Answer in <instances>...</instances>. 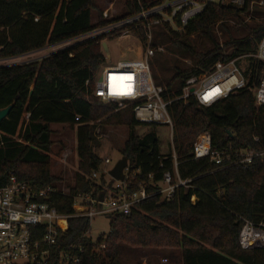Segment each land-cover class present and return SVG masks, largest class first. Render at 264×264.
Listing matches in <instances>:
<instances>
[{"label":"trees","instance_id":"1","mask_svg":"<svg viewBox=\"0 0 264 264\" xmlns=\"http://www.w3.org/2000/svg\"><path fill=\"white\" fill-rule=\"evenodd\" d=\"M250 1L242 8L210 3L184 31H175L167 23L154 27L150 65L166 99L180 95L188 78L210 71L225 49H233L232 57L257 50L264 37V13H259L264 8L256 5L254 19L246 22ZM124 7L121 16L140 10L138 0H124ZM103 11L96 0H0V61L84 35L106 22ZM131 31L146 48L145 31L134 26ZM160 47L163 51H158ZM106 62L101 39L95 38L75 41L39 60L0 66V109L13 105L0 123V186L11 174L39 187L65 184L63 173L52 172L56 144L52 126L56 124L77 134L75 184L67 185L71 195L99 194L113 183L105 175L87 179L104 162L99 150L112 128L128 130L121 152L129 160L131 189L145 184L154 192L152 184L173 172L171 153L161 154L156 133H138L141 125L154 129L158 125L140 124L131 106L115 110L114 104L102 105L93 95L98 72ZM249 63L250 86L258 85L264 63ZM168 110L174 123L179 175L191 179L190 186L178 188L172 201L160 202L155 194L133 206L129 215L113 213L109 232L97 240L86 236L89 219L73 215L71 195H54L51 202L69 219L68 229L52 248L49 264H58L60 255L73 244L84 248L81 264H129L123 257L126 247L177 250L179 255L172 256L177 264H264V247L243 249L239 243L246 220L264 224V157L250 166L222 168L190 154L196 137L205 131L214 149L264 152V107H257L252 92L246 90L211 106L176 100Z\"/></svg>","mask_w":264,"mask_h":264},{"label":"built area","instance_id":"2","mask_svg":"<svg viewBox=\"0 0 264 264\" xmlns=\"http://www.w3.org/2000/svg\"><path fill=\"white\" fill-rule=\"evenodd\" d=\"M138 0L139 12L133 16H121L114 8V3L103 11L106 21L90 32L69 41L51 46H68L75 41L84 39H101L103 41L132 36L139 41V51L136 57L124 55L116 63L103 64L98 72L93 95L102 103L114 104L115 110L131 106L136 120L140 124L169 127L172 134L171 157L174 162L173 172H166L163 179L153 183L154 192H150L145 184L138 189H131V181L127 174L124 181L114 180L108 171L110 159L104 162L98 170H94L87 179H98L105 175L113 183L99 194L79 193L71 195V187L63 185L39 187L20 181L11 174L7 183L0 186V264H49L52 248L57 243L61 232L68 229L69 217L59 213L51 202L54 195H68L73 199L75 217H86L90 221L99 215H112L119 212L129 215L132 207L147 200L153 195H159L160 202L172 201L180 187L188 188L191 179H182L178 171V159L173 142L174 123L168 106L176 101L196 100L203 106H211L227 97L242 91L252 92L257 107H264V67L261 70L258 85L250 86L251 70H248L251 60L264 63V37L257 45V50L242 53L232 57L233 49H225L223 56L214 64L210 71L201 72L187 79L180 95L166 99L165 89L154 82L150 59L154 55L153 31L156 25L167 23L175 31H184L188 23L202 14L210 3L231 5L242 8L246 0ZM258 5L264 8V0H251V13L245 21L254 19L252 10ZM118 13V14H117ZM140 27L145 31L146 48L139 36L133 34L131 27ZM216 32L221 33L216 29ZM223 45V43H222ZM48 47V46H47ZM134 52V49L131 48ZM163 51V48H158ZM190 63L189 60H186ZM86 85H89L87 81ZM79 120V117H76ZM100 133V130L97 131ZM258 141V138L255 137ZM211 135L208 131L198 134L191 151L194 159H209L210 162L222 168L231 165L250 166L256 159H263L264 152L244 148L234 153L227 150H217L212 147ZM72 155L66 150L61 155V162L67 163ZM78 158V154H76ZM165 156L164 159H167ZM128 171V169H127ZM150 178L152 176L150 175ZM75 184V179L72 185ZM193 204L196 196L191 198ZM90 230V229H89ZM86 236L89 235V231ZM95 240V239H94ZM239 243L243 249L264 247V224H255L246 220L239 235ZM104 248V245L101 246ZM84 253L82 246L70 245L58 260V264H81Z\"/></svg>","mask_w":264,"mask_h":264},{"label":"rangeland","instance_id":"3","mask_svg":"<svg viewBox=\"0 0 264 264\" xmlns=\"http://www.w3.org/2000/svg\"><path fill=\"white\" fill-rule=\"evenodd\" d=\"M96 3L103 10L109 8L110 5L114 3V8L118 13H123L125 11L124 0H96ZM259 10L260 15H263L264 9ZM103 42H106L108 44L111 53V57L108 58L102 47L106 58L113 64L120 60L124 55L136 57L135 51H139L138 48H140L139 41L132 36H124L120 39L108 41L106 40ZM103 42L101 44H103ZM64 47L66 46H48L47 48H44L39 52L28 53L12 59L1 60L0 66L21 64L39 60L45 58L50 53ZM131 48L134 49V52L131 51ZM122 52H124V55H121ZM102 105L107 106V104L105 103ZM113 108H115V106ZM52 127L54 130H56V133L53 136L56 144L53 146L54 154L52 156V172L58 175L63 173V176L65 178L64 185H70L73 183L74 175L77 171L79 161L76 157V130L57 124L53 125ZM151 131H154L157 135L159 150L161 154H170L172 148V134L169 127L165 125L157 126L155 129L152 126L144 125L138 127V133L140 135L147 134ZM127 134L128 130L126 127L112 128L108 133H106V136L102 138V146L99 150V154L101 157H108L110 159V164L107 166L108 171H111L117 164V162L122 158L123 155L121 150L127 138ZM59 141H62V144H60ZM66 150H71L72 155L68 159L67 163H62L61 155ZM125 173L127 174V170H125ZM111 218V215H99L95 217V219L91 222L89 235L93 239L97 240L100 235L107 234L110 229ZM175 255L178 256L179 252L177 250L173 251L170 249L149 250L131 247H126L125 249H123V257L129 262V264H177L176 261L172 260V256Z\"/></svg>","mask_w":264,"mask_h":264},{"label":"water","instance_id":"4","mask_svg":"<svg viewBox=\"0 0 264 264\" xmlns=\"http://www.w3.org/2000/svg\"><path fill=\"white\" fill-rule=\"evenodd\" d=\"M102 47L107 55L108 58L111 57L110 49L108 47V44L106 42H103ZM13 105H9L5 108L0 109V123L6 119L12 109ZM129 166V160L126 156H122V158L117 162V164L114 166V168L109 171V175L114 180L124 181L126 178L125 170L128 169Z\"/></svg>","mask_w":264,"mask_h":264},{"label":"crops","instance_id":"5","mask_svg":"<svg viewBox=\"0 0 264 264\" xmlns=\"http://www.w3.org/2000/svg\"><path fill=\"white\" fill-rule=\"evenodd\" d=\"M45 48H47V47H45ZM41 50H42V49H41ZM39 51H40V50H38V51H35V52H39ZM35 52H34V53H35Z\"/></svg>","mask_w":264,"mask_h":264}]
</instances>
